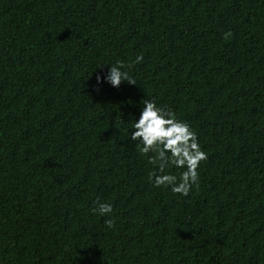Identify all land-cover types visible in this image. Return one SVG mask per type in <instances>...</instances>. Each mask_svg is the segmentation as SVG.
I'll return each instance as SVG.
<instances>
[{
	"label": "trees",
	"instance_id": "1",
	"mask_svg": "<svg viewBox=\"0 0 264 264\" xmlns=\"http://www.w3.org/2000/svg\"><path fill=\"white\" fill-rule=\"evenodd\" d=\"M149 98L207 154L187 196L127 136ZM0 264H264V0H0Z\"/></svg>",
	"mask_w": 264,
	"mask_h": 264
},
{
	"label": "clouds",
	"instance_id": "2",
	"mask_svg": "<svg viewBox=\"0 0 264 264\" xmlns=\"http://www.w3.org/2000/svg\"><path fill=\"white\" fill-rule=\"evenodd\" d=\"M231 33H225L230 36ZM143 60L142 55H137L132 63H139ZM110 65L107 75L103 77L104 82L112 87H118L121 81L136 84L134 78L126 70L131 65H125L121 61ZM101 82V77L97 76V83ZM129 129H132L129 132ZM127 129V136L139 143V151L143 154L154 153L149 157L150 163H157L156 170L149 173V180L154 187H171L173 193L187 196L194 185H198V167L200 161L207 159V154L203 152L197 140L196 133L189 124L174 118V114L158 107L152 99L143 100V107L139 117L134 119L133 126ZM135 144V145H136ZM174 166L183 168L177 177L173 174L164 173L165 168ZM94 213L100 216H108L105 220L107 228L114 227L115 220L111 218L113 206L107 202L95 201Z\"/></svg>",
	"mask_w": 264,
	"mask_h": 264
}]
</instances>
